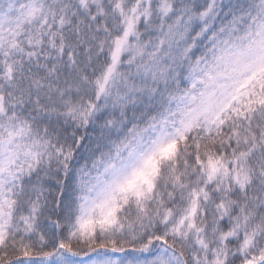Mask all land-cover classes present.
<instances>
[{"label":"snow or ice","instance_id":"1","mask_svg":"<svg viewBox=\"0 0 264 264\" xmlns=\"http://www.w3.org/2000/svg\"><path fill=\"white\" fill-rule=\"evenodd\" d=\"M0 264H264V0H0Z\"/></svg>","mask_w":264,"mask_h":264}]
</instances>
